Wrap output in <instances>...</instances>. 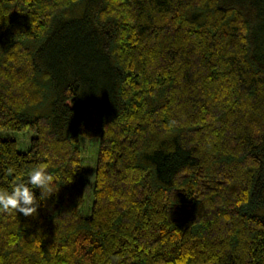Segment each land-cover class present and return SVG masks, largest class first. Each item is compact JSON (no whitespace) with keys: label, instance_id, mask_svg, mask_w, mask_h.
Instances as JSON below:
<instances>
[{"label":"trees","instance_id":"trees-1","mask_svg":"<svg viewBox=\"0 0 264 264\" xmlns=\"http://www.w3.org/2000/svg\"><path fill=\"white\" fill-rule=\"evenodd\" d=\"M0 264H264V0H0ZM98 141L83 217L79 138Z\"/></svg>","mask_w":264,"mask_h":264},{"label":"clouds","instance_id":"clouds-1","mask_svg":"<svg viewBox=\"0 0 264 264\" xmlns=\"http://www.w3.org/2000/svg\"><path fill=\"white\" fill-rule=\"evenodd\" d=\"M50 164L41 162L31 170L27 182H17L11 192L0 189V214L22 213L24 216H34L38 211L37 198L33 189H40V200L51 197L55 178L48 172Z\"/></svg>","mask_w":264,"mask_h":264},{"label":"rangeland","instance_id":"rangeland-1","mask_svg":"<svg viewBox=\"0 0 264 264\" xmlns=\"http://www.w3.org/2000/svg\"><path fill=\"white\" fill-rule=\"evenodd\" d=\"M35 137L33 129L25 131L0 130V140H10L15 142L18 152H26L30 146V141ZM81 147V173L80 177L84 186L83 203L79 209V214L87 217L90 214L92 204V189L94 185V175L96 168V158L98 141L96 139L79 138Z\"/></svg>","mask_w":264,"mask_h":264}]
</instances>
